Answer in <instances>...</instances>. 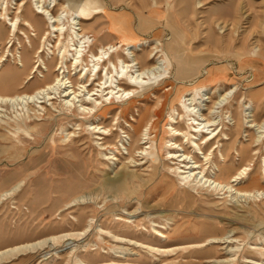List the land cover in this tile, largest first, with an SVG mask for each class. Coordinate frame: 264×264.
Listing matches in <instances>:
<instances>
[{
    "label": "bare ground",
    "instance_id": "6f19581e",
    "mask_svg": "<svg viewBox=\"0 0 264 264\" xmlns=\"http://www.w3.org/2000/svg\"><path fill=\"white\" fill-rule=\"evenodd\" d=\"M14 1L13 5L8 0H0V29L7 33L8 28L6 44L0 38V123L13 127L16 131L15 134L30 135L32 132H39V129L35 127L38 126L35 125V122L45 115L52 118V111L57 108L56 101H59L61 108L68 112L77 110L84 117H101L102 121L112 118L113 122H117L112 127H106L104 123L100 122L91 123L88 130L94 135L104 136V138L98 139L105 141L99 144L101 147L104 149L115 148L119 152L121 150L117 145L109 143L115 135L114 126H117L120 116L119 114H112V112L121 111V115L124 117L135 103L134 96L146 97V92H153L156 89V84L161 81V85L169 84L171 87L165 98L154 94L156 106L154 103V108L150 107L140 113L138 119L133 118L134 124H129L133 136L122 129L126 135L123 138H128V140L125 139L127 141L125 143L120 139L118 143H121L123 150L126 151L125 155L129 156V160L135 163V155L144 156L143 159L146 160L149 159L151 163L149 175L153 177L160 168L161 152L167 151L169 160L176 164L174 167L168 165H164V167L168 174L179 175L183 185L182 193L192 201L195 200L192 191H196L197 194L206 192L220 195L226 202L236 201L239 203L245 201L258 205V201L262 199L263 206L252 209V213L257 216L261 213L264 214V163L263 165L256 164L257 157L264 146L263 88L257 92L243 93L240 99L235 93L236 96L233 98L234 95L231 96V93L234 89L237 90L239 86L234 84V88L227 89V83L235 81L229 79V73L216 74L215 69H205L206 65L201 63H199V67H195L198 62L186 52L179 51L176 59L177 70L175 68L172 71L174 64L170 61L171 58L169 59V52L159 41H156L157 44L148 55L138 57L133 48H137V43H140L141 46L140 40L142 39L134 35L130 27H126L122 23H118L106 31L117 36V44L103 45L100 43L98 50L94 52L95 42L88 36L85 25L86 21L91 20L96 12V4L91 0H64L63 3L62 0H29L32 6L34 5L29 16L25 15L28 0H21L19 3H16L17 0ZM56 8H59V11L54 14L53 11ZM11 14L14 15L11 16ZM27 32L31 34L29 35ZM19 34L26 39V49L30 54L33 53V43L35 42L32 41V38L40 40V47L35 53L34 65L31 71L29 70V75L20 83L16 92L10 93L8 89L15 86L16 81L13 72L6 69V55L13 56L14 65L18 70H27L25 57L17 50L16 54L18 55H15L13 51L15 41L19 42L21 49L24 48L19 39ZM114 38L116 39V37ZM3 45H6L4 51H2ZM88 49L90 61L84 59V54ZM44 54L48 57H56V60L54 59L56 63L52 62L49 66L44 59ZM261 56L264 57L263 50ZM252 61L264 63L262 59ZM162 63L167 65L166 69ZM108 66H112L113 70H110ZM103 67L106 73L101 75L98 70ZM44 72L58 74L55 75L53 82L34 93L22 92L25 86L35 79L37 73L41 75V78H44ZM75 77L78 78L74 79ZM202 77L203 80L199 81V78ZM260 79V81H264V77ZM174 83L180 85L175 86ZM161 85L158 84L157 86ZM173 92H175L174 99H169ZM114 99H118L119 103L127 100V104L124 103V108L118 109L116 105H113ZM105 102H108V105ZM100 106L102 108L99 110ZM165 106L170 107V113L168 114V129H165L163 134H170L172 139L169 141L163 137L159 140L156 134L154 137L151 135L152 130L157 133ZM248 111H250L249 114ZM227 118L231 119L232 124H229L231 127L228 126L229 122H226ZM78 126L81 127L79 124ZM67 135L70 138L74 134L71 132ZM242 139L244 140L242 141ZM186 145H190L189 152ZM233 151H236L239 157V166L236 169L229 165ZM113 154L114 152H112ZM216 154L220 155L222 165L215 163ZM125 155L123 154V156ZM211 168L212 172L209 176L207 172ZM170 178L169 175H164L161 180L162 186L165 187V193L161 196L164 201L168 200L166 197L172 196L170 190L174 187V182L173 184L169 183L168 179ZM129 184V177L125 175L114 180H106L101 189L104 192L115 194L116 198L110 202L117 204L118 202L115 200L125 196L128 199L131 198L132 192L129 189ZM241 185L246 186L240 188ZM22 186L23 181L11 190L2 193L0 203L5 198L14 196ZM158 187L159 185H154V191L158 190ZM139 189H142V186H139ZM88 200L85 196L75 198L67 203L65 208H61L60 212L71 210ZM90 200L94 199L90 198ZM173 200L183 202V200L178 199L177 195L176 197L172 196V202ZM121 205L128 207L125 203H121ZM127 207L124 208L122 215L114 217L115 225L119 228L123 227L125 230L122 232L126 233L127 237L114 233L111 229L104 228L103 225H97L98 221L91 218L83 231L51 235V237H46L43 240L1 250L0 264L16 257L38 254L52 247L56 249L58 247L65 248L64 256L58 252L55 253L59 264H65L68 260L73 261V264L93 263L85 260L83 256H96L95 258L104 260V258H108L110 250L102 252L101 247L97 244L94 245L95 249H93L91 242L85 246L79 244L93 231L99 236L102 243L111 244L113 242L114 245L116 244L115 248H111V251L121 255L130 253V250L134 252L133 248L145 250L154 256L182 250L188 253L189 257L209 254L208 260L211 263L214 262L213 259L216 260L214 257L216 248L224 245L227 246L226 250L230 255L227 262L236 261L235 258L244 252L245 256H243L244 261L242 263L264 264V261H253L248 258V256L264 257V245L259 248L254 247L247 250L243 248L242 250L241 246L238 245L242 240L234 234L233 230L225 231L217 220L199 219L198 222L185 221L182 223V220H177V217H171L167 218L165 223H159L154 220L156 217L151 218L153 216L151 213L145 216L146 219L150 220L151 228L147 231L144 226L149 235L142 233L143 237L140 239L137 234L142 232V229L139 228L137 221H133L139 209L129 212ZM188 213L190 212L182 211L181 214L187 216ZM70 219L77 224L80 223V218L76 216H72ZM191 232L199 234L201 240L191 244L169 246L165 249L153 245L155 242H167L169 244L172 240L188 236ZM129 234H132L136 239L129 237ZM126 245L131 246V249L126 248ZM48 255L50 252L42 256L39 262L47 260ZM126 258L129 257L126 255ZM95 264L130 263L110 260L95 262Z\"/></svg>",
    "mask_w": 264,
    "mask_h": 264
},
{
    "label": "rangeland",
    "instance_id": "374dc122",
    "mask_svg": "<svg viewBox=\"0 0 264 264\" xmlns=\"http://www.w3.org/2000/svg\"><path fill=\"white\" fill-rule=\"evenodd\" d=\"M8 1L14 5V0ZM20 1L17 0L16 3ZM91 1L96 4V12L91 20L86 21L85 25L88 36L95 42L94 52L98 50L100 43L103 45L117 44V36L106 31L112 26L122 23L126 27H130L134 35L142 39L140 40L141 46L140 43H137V48H133L138 57L148 55L157 44L156 41H159L169 52V59L171 58L170 61L174 64L172 71L175 68L177 70L176 59L179 51L186 52L198 62L195 67H199V63H201L206 65L205 69H215L216 74L229 73V79L235 81L227 83V89L234 88V84L239 86L237 90H233L231 96L236 93L240 99L243 93L264 89V81H260V78L264 77V63L252 61L264 60V57L261 56L262 50L264 51V0ZM63 2L64 0H62ZM33 6L28 0L25 15H30ZM54 11V14L58 13L59 8ZM13 15L11 14V16ZM3 28L6 29L5 26ZM101 31L103 32L101 33ZM29 32L27 33L30 35ZM7 37L8 28L7 33L0 29V38L5 41V44ZM19 39L24 48L21 49L19 42L15 41L13 51L15 55H18L16 54L17 50L25 57L27 70H18L14 65L13 56L6 55V69L13 72L16 81L15 86L8 89L10 93L16 92L20 83L29 75L34 65L35 53L40 47V40L32 38V41L35 42L33 43V53L30 54L26 49L27 44L24 36L19 34ZM5 47L6 45H3L2 51L5 50ZM43 56L49 66L52 62L56 63L54 61L56 57H48L46 54ZM15 57L17 58V56ZM84 59L90 61L89 49L85 52ZM162 66L164 69L167 68V65H163V63ZM108 68L113 70L112 66H108ZM98 72L103 75L106 70L103 67ZM51 73L44 72V78H41V75L37 73L35 79L26 85L22 92L26 91V93L31 94L53 82L58 73ZM76 78L78 77L74 79ZM201 80L203 77L199 78V81ZM158 84L161 85L162 82L159 81L156 84V89L153 92L147 91L146 97L134 96L135 103L124 117L121 115V111L112 112V114L115 113V115L119 114L120 116L117 126H114L115 135L109 143L117 145L121 150L119 152L115 148L104 149L101 147L99 144L105 141L98 139L104 138V136L94 135L88 130L91 123L100 122L104 123L106 127H112L117 122H113L112 118L102 121L101 117H84L77 110L68 112L61 108L59 101H56L57 108L52 111V118L45 115L35 122V125H38L35 127L39 129V132H32L30 135L15 134L16 131L13 127L0 123V196L23 181V186L14 196L5 198L0 203V251L24 243L43 240L46 237H51V235L83 231L91 218L98 221L97 225H103L104 228L127 237L126 233L122 232L125 229L117 227L114 222V217L122 215L124 208L127 207L122 206L121 203L128 205L129 212L139 209L133 221H137L139 228L142 229V232L137 234L140 239L143 237L142 233L149 235L145 229L148 231L151 228V222L145 216L152 213L151 218L156 217L154 220L159 223H165V220L171 217H177V220H182V223L185 221L198 222L199 219L217 220L225 231L233 230L234 234L242 240L238 244L242 250L243 248L245 250L254 247L259 248L264 245V214L261 213L257 216L252 213V209H257L258 206L262 205V199L258 201V205L245 201L239 203L236 201L226 202L220 195L206 192L197 194L196 191H192L195 196V200L192 201L182 193L183 185L179 175L168 174L166 171L164 165L174 167L176 164L169 160L167 151L161 152L160 168L153 177L149 175L151 171L149 159L146 160L143 159L144 156L135 155V163L129 160V156L125 155L126 151L123 150L121 143H118L120 139L127 143L128 138H125L126 140L123 138L126 137L123 131H127L133 136V131L129 127V124H134L133 118L138 119L140 113L156 106L154 94L165 98L166 93L171 89L169 84L157 86ZM174 85L179 86L180 84L174 83ZM148 95L150 96L148 97ZM174 97L175 92L171 93L169 99H174ZM124 103L127 104V100L122 103H119L118 99L113 100V105H116L118 109L124 108ZM154 103L155 106H153ZM105 104L108 105V102ZM101 108L100 106L99 110ZM169 113L170 107L165 106L164 116H161L157 133L151 131L152 137L156 134L159 140L162 137L166 138L167 141L172 139L170 134H163V131L168 129ZM249 113L250 111H248ZM226 120L227 123L229 122L228 126L232 124L231 119L227 118ZM122 129L124 130L122 131ZM71 132L74 135L68 138L67 134ZM189 147L190 145H186L188 152L190 151ZM112 152L115 156L112 155ZM214 161L216 164H223L219 154H216ZM263 161L264 146L257 157L256 164L263 165ZM230 163L231 168H238L239 157L236 151L232 152ZM211 172L212 168L207 174L210 176ZM125 175L129 177L131 198L128 199L125 196L115 200L118 202L117 204L110 202L116 198L115 194L104 192L101 186L106 180H114ZM164 175L171 177L168 179L169 183L173 184L174 182V187L170 190L171 195L173 197L177 195L178 199L183 200L182 203L174 200L172 202V196L166 197L168 200L165 201L162 198V201L161 196L165 193V187L162 186L161 180ZM156 184L159 187L158 190L154 191L153 186ZM139 186H142V189H139ZM81 196H85L89 200L71 210L60 212L67 203ZM90 198L94 200H90ZM179 211L181 213L182 211H189L190 213L187 214V217L184 214H179ZM71 215L80 218V223L73 222L70 219ZM150 231L152 232V230ZM129 237L135 238L132 234H129ZM200 237L199 234L191 232L188 236L172 240L169 244L167 242H155L153 245L165 249L169 246L199 242ZM89 242L92 243L93 249H95L94 245L97 244L101 247L102 252L110 250L108 258H104V260L95 258L96 256H83L88 262H93L92 264L110 260H120L130 264H244L242 262L244 261L243 256H245V253L241 252L235 258L236 261L227 262V259L230 258L228 250H226L227 246L220 245L214 254L216 260L213 259L214 262L211 263L208 260L209 254L189 257V254L182 250L154 256L145 250L133 248L134 252L130 250V253L126 254L129 258H126L125 254H116L115 251H111V248H115L116 244L114 245L113 242L111 244L102 243L95 231L79 244L85 246ZM125 247L131 249V246L126 245ZM64 251V247L57 249L52 247L38 254H28L10 261H3L1 264H59L55 253L58 252L64 256L66 253ZM48 252L50 255L47 256V260L39 262L41 257ZM137 252L138 254H135ZM248 258L253 261H264V257L260 256H248ZM67 263L73 264V261L68 260L65 264Z\"/></svg>",
    "mask_w": 264,
    "mask_h": 264
}]
</instances>
